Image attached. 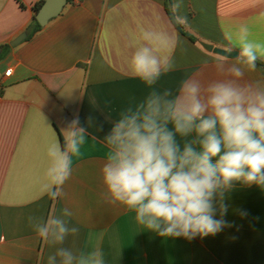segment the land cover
<instances>
[{
    "label": "crops",
    "instance_id": "0c3cea01",
    "mask_svg": "<svg viewBox=\"0 0 264 264\" xmlns=\"http://www.w3.org/2000/svg\"><path fill=\"white\" fill-rule=\"evenodd\" d=\"M41 2L0 0V48L27 33ZM171 6L184 33L172 22L166 0H71L58 17L0 58V264H47L59 247L74 254L101 250L105 264H264V189L255 185L234 186L227 194L224 219L231 227L192 240L147 231L133 211L102 196L103 137L125 106L150 91L129 65L135 47L145 43L142 31L171 37L161 55L171 56L176 68L154 87L173 95L185 78L195 76L204 86L230 78L217 72L218 55L201 43L224 48L227 33L238 45L242 25L250 41L264 43V0H171ZM238 57L228 59L225 69H244L241 85L264 84V65L257 62L249 72ZM75 116L86 130V143L64 195L49 199V148L77 132L68 127ZM62 208L74 215L62 217ZM52 215L69 228L77 226L78 234L63 245L40 241L35 228Z\"/></svg>",
    "mask_w": 264,
    "mask_h": 264
},
{
    "label": "clouds",
    "instance_id": "9594fccd",
    "mask_svg": "<svg viewBox=\"0 0 264 264\" xmlns=\"http://www.w3.org/2000/svg\"><path fill=\"white\" fill-rule=\"evenodd\" d=\"M180 19L186 23V17ZM224 35L229 43L215 58V67L230 78L206 86L195 76L185 78L173 95L170 89L161 93L154 87L176 68L171 56L161 55L171 37L164 31H142L145 43L135 47L129 65L133 76L150 91L143 100L125 106L103 137L107 148L101 168L103 198L133 211L138 225L163 238L215 236L231 227L224 219L225 201L235 182L264 189V84L241 85L244 69H225L238 47L237 63L255 72L257 60L264 58V43L250 41L246 25L240 28L238 45L229 34ZM68 127L77 132L49 148L53 158L48 169L51 183L45 190L49 199L64 195L74 159L86 143V130L78 116ZM73 215L62 208V217ZM35 231L40 241L63 245L79 228H69L65 219L52 215ZM47 264H105V259L101 250L74 254L59 247L48 256Z\"/></svg>",
    "mask_w": 264,
    "mask_h": 264
},
{
    "label": "water",
    "instance_id": "95a60500",
    "mask_svg": "<svg viewBox=\"0 0 264 264\" xmlns=\"http://www.w3.org/2000/svg\"><path fill=\"white\" fill-rule=\"evenodd\" d=\"M67 3L68 0H44L42 6L35 14L36 20L42 27H45L52 19L58 17L62 13ZM27 36H28L27 33H22L15 40H13L10 43V45L12 47L19 45L27 38ZM201 45L207 51L213 52L216 55H219L223 49L206 43H201ZM1 53H2V48H0V55ZM238 55L239 53L237 51H233L228 59L236 58L238 57ZM235 186H246V185H243L241 182H235Z\"/></svg>",
    "mask_w": 264,
    "mask_h": 264
},
{
    "label": "trees",
    "instance_id": "16d2710c",
    "mask_svg": "<svg viewBox=\"0 0 264 264\" xmlns=\"http://www.w3.org/2000/svg\"><path fill=\"white\" fill-rule=\"evenodd\" d=\"M71 0H68V2H70ZM43 2L41 3H38L34 6V12L35 14L38 12V10L40 9V7L42 6ZM22 7H24L22 5ZM166 9H167V12L172 20V22L174 23V25L178 28L179 31L183 32V29H182V25L181 23L177 20L173 10H172V6H171V0H166ZM42 29V26L38 23V21L36 20V18L34 17L33 21L31 22V24L29 25L28 29H27V37L28 38H31L35 33H37L39 30ZM184 33V32H183ZM191 40L195 41L196 39L192 36H190ZM3 51L0 55V58H2L5 53L10 49V45H4L2 47ZM258 63L260 64H263V62L257 60Z\"/></svg>",
    "mask_w": 264,
    "mask_h": 264
},
{
    "label": "built area",
    "instance_id": "2783aa9c",
    "mask_svg": "<svg viewBox=\"0 0 264 264\" xmlns=\"http://www.w3.org/2000/svg\"><path fill=\"white\" fill-rule=\"evenodd\" d=\"M10 73H11V71L8 70L5 75L8 76V75H10Z\"/></svg>",
    "mask_w": 264,
    "mask_h": 264
}]
</instances>
